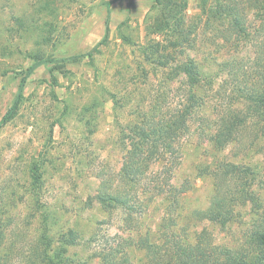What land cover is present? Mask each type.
<instances>
[{"label":"rangeland","instance_id":"obj_1","mask_svg":"<svg viewBox=\"0 0 264 264\" xmlns=\"http://www.w3.org/2000/svg\"><path fill=\"white\" fill-rule=\"evenodd\" d=\"M219 1L0 0V122L15 102L28 68L46 61L26 79L17 113L0 132V212L10 206L11 185L16 204L22 206L20 197H28L24 190L30 188L31 167L37 163L42 193L54 217L52 236L57 240L69 230L80 235L79 245L71 249L74 258L91 260L98 249L121 243L124 252L129 244L131 264H148L145 253L133 245L138 239L135 220L143 224V232L150 230L157 238L153 232L165 214L162 200L139 218L123 208L108 209L96 196L118 178L133 143L127 137L131 125L147 116L180 118L186 113L190 85L184 77L170 80L171 68L151 63L150 40L169 42L165 32L155 34L149 28L165 21L170 30L184 18L187 26L200 27L199 33L207 36L204 14L215 11ZM108 16L110 36L98 46ZM227 25L225 19L221 30ZM192 115L177 153L152 161L150 175L143 180L151 189L154 182L166 181L169 169L175 186L191 184L184 195L181 224L192 210L206 209L213 192L211 177L201 178L195 170L211 156L209 143L199 137V117ZM173 159L180 165L171 166ZM244 162L253 164L254 188L264 200V142ZM240 209L230 226L216 229L219 238L231 240L248 230L254 221L251 206Z\"/></svg>","mask_w":264,"mask_h":264},{"label":"trees","instance_id":"obj_2","mask_svg":"<svg viewBox=\"0 0 264 264\" xmlns=\"http://www.w3.org/2000/svg\"><path fill=\"white\" fill-rule=\"evenodd\" d=\"M204 15L207 36L199 33L200 27L187 26L184 18L170 30L165 21H159L158 28H149L155 34L165 32L169 42L150 40L151 63L171 68L174 76L170 80L184 77L190 85L186 113L180 118L147 116L131 125L127 137L133 143L128 150L124 148L127 156L118 178L105 185L96 198L108 209L123 208L139 218L162 200L165 214L153 232L159 234L157 238L150 230L143 232V224L135 220L138 239L133 245L145 253L148 264H264V200L254 188L253 164L244 162L264 142V0H221L215 11ZM225 19L228 25L221 30ZM110 31L108 16L98 46L108 42ZM44 63L40 60L28 68L15 102L0 122V132L17 113L26 79ZM193 113L199 117V137L209 143L207 156H211L195 170L201 178L211 177L213 192L207 208L192 210L181 224L184 195L191 184L175 186L169 169L166 181L154 182L151 189L143 180L150 175L152 161L177 153L179 140L190 131ZM174 161L171 166H176ZM29 177L30 188L24 190L28 197H20L22 206L14 200L15 186L7 188L10 206L0 212V264H131L126 253L129 244L124 252L121 243L98 249L91 260L74 258L71 249L79 245V233L69 230L54 239V217L42 193L37 163L32 164ZM246 206H251L249 216H254L248 230L231 240L219 238L216 229L220 232L230 226L237 209ZM3 213L6 220L1 219Z\"/></svg>","mask_w":264,"mask_h":264}]
</instances>
